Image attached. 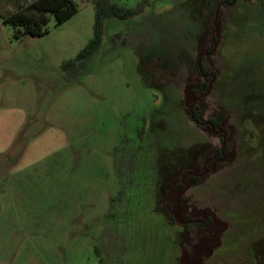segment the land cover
<instances>
[{"label": "rangeland", "instance_id": "1", "mask_svg": "<svg viewBox=\"0 0 264 264\" xmlns=\"http://www.w3.org/2000/svg\"><path fill=\"white\" fill-rule=\"evenodd\" d=\"M31 1L0 0V264H180L200 249L198 264H264V0L224 1L216 24L207 0H145L103 21L70 82L60 66L92 37L93 0L18 37L6 18ZM187 101L200 122L222 113L221 133ZM208 212L215 227L183 226Z\"/></svg>", "mask_w": 264, "mask_h": 264}, {"label": "trees", "instance_id": "2", "mask_svg": "<svg viewBox=\"0 0 264 264\" xmlns=\"http://www.w3.org/2000/svg\"><path fill=\"white\" fill-rule=\"evenodd\" d=\"M222 1L223 0H207V7L211 16L214 15L218 4ZM225 1L227 2L228 0ZM145 3L146 1L143 0L135 7H127L111 0H93L94 22L92 37L75 54L74 57L61 63L60 68L63 73L64 80L66 82H70L87 70L88 62L92 59L100 47L102 39V26L105 19L116 18L119 20H125L133 17L142 11ZM76 11L77 7L74 0H32L23 8L10 14L6 18V21L12 25L15 30V34L18 37L25 34L40 36L46 32L45 26L49 20V14L54 16L56 23H61L71 17ZM155 64L156 63L154 61V64L149 65L148 73L153 78V81L157 82L161 86L166 82L167 76L164 68ZM124 157L125 154L121 156L117 167V173L122 185L117 194L118 199H120L123 195L126 184L131 185L133 181L131 176L133 172L132 158L129 157L127 159L129 164L127 167H124ZM126 173H129V177L126 180V183L123 184L121 179ZM95 251L98 254V248H95Z\"/></svg>", "mask_w": 264, "mask_h": 264}, {"label": "flooded vegetation", "instance_id": "3", "mask_svg": "<svg viewBox=\"0 0 264 264\" xmlns=\"http://www.w3.org/2000/svg\"><path fill=\"white\" fill-rule=\"evenodd\" d=\"M224 1L225 0H223L222 2H220L219 4H218V6H217V8L219 9V6H220V4L221 3H224ZM216 8V9H217ZM216 11V10H215ZM205 58V56H200V63H199V68H200V70H201V73L202 74H206L205 73V65H204V63H203V59ZM211 78V77H210ZM212 79V78H211ZM213 80V79H212ZM208 85V84H207ZM192 108H191V118L198 124V125H201V126H204V125H206L207 127H210L211 129H212V132H215V133H217V134H220L221 132H219V130H218V128H219V126L221 125V123H222V120H223V114L222 113H220V114H216L215 116H212L211 118H209L207 121H208V124H206V123H204V122H200L198 119V112H197V108H194L193 106H191ZM224 135V134H223ZM222 135V136H223ZM225 136H223V142H224V140H225V138H224ZM228 146L226 145L225 146V144H223V146L216 152V157L215 158H213V159H211L210 160V164H212V165H215V163H218L220 160H221V158L223 157V155H224V153H226L227 151H228ZM209 172V170L206 172H202L201 174L203 175H205L206 173H208ZM187 179H190V180H197V179H199V176H195V175H189L188 177H187ZM180 188H183V190H182V192H180V194L178 195V197H177V201H180L181 199H182V193H183V191L188 187V184H186V183H184L183 184V182H180ZM180 205V207H182V205L181 204H179ZM212 216L213 215H211V212H208V213H206V214H204L201 218H197V219H190V220H187V222H185L184 224H183V226H185V227H190V226H199V225H203V224H208V223H212ZM212 226H216L214 223H212ZM214 237H215V234H213V236L210 238V241H208V243H210V242H212V240L214 239ZM200 252H201V249L199 250ZM194 255H195V253H194ZM193 255V256H194Z\"/></svg>", "mask_w": 264, "mask_h": 264}, {"label": "water", "instance_id": "4", "mask_svg": "<svg viewBox=\"0 0 264 264\" xmlns=\"http://www.w3.org/2000/svg\"><path fill=\"white\" fill-rule=\"evenodd\" d=\"M217 16H218V8L216 9V11H215V16H214V23L216 24V20H217ZM217 36H218V34H217ZM200 56L201 55H198V58H197V63H198V65H199V63H200ZM187 103V106L189 107V111H190V115H191V107L189 106V101H187L186 102ZM201 252L200 251H198V253L196 252L195 253V255L193 256V259H192V261L190 262V261H188V259L186 260L185 258H187L188 257V255L187 254H184V255H182V257H181V263L180 264H198V260H197V256L200 254Z\"/></svg>", "mask_w": 264, "mask_h": 264}, {"label": "crops", "instance_id": "5", "mask_svg": "<svg viewBox=\"0 0 264 264\" xmlns=\"http://www.w3.org/2000/svg\"><path fill=\"white\" fill-rule=\"evenodd\" d=\"M175 258H176V255H175ZM123 264H125V258H124ZM175 264H176V263H175Z\"/></svg>", "mask_w": 264, "mask_h": 264}]
</instances>
